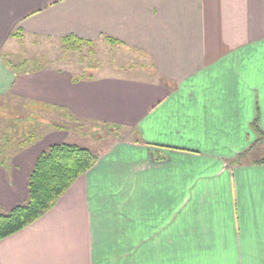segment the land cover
<instances>
[{
	"label": "crops",
	"instance_id": "crops-1",
	"mask_svg": "<svg viewBox=\"0 0 264 264\" xmlns=\"http://www.w3.org/2000/svg\"><path fill=\"white\" fill-rule=\"evenodd\" d=\"M71 33L141 48L153 77L11 64L17 39ZM5 96L20 109L0 104L1 211L27 201L43 150L80 144L77 122L116 133L0 239V264H264V0H0Z\"/></svg>",
	"mask_w": 264,
	"mask_h": 264
},
{
	"label": "rangeland",
	"instance_id": "rangeland-1",
	"mask_svg": "<svg viewBox=\"0 0 264 264\" xmlns=\"http://www.w3.org/2000/svg\"><path fill=\"white\" fill-rule=\"evenodd\" d=\"M17 40L20 43H16L17 45H12L13 47L10 48L13 58L11 64L16 63L15 65H17V63L22 62L20 61L21 58L28 57L26 63L27 65L30 64L31 68L37 65H70L75 68L77 77L83 79L91 77L93 74L96 76L105 74L115 76L134 75L141 77L140 79L153 77L151 70L148 69L150 61H148L144 50L134 46L108 43L105 38L93 40L89 46H85L81 51H66L63 49L61 42L52 38L35 36L34 38L24 37V39ZM0 100V104L6 101V104H11L9 105L10 108L14 107L17 111L20 109L17 106L18 104L14 103L16 100L11 96L2 97ZM4 111L1 106L0 116H4ZM34 111L32 108L28 110L31 116H28L29 119H26L25 122L32 125L28 128L37 126L36 120H34L37 109L35 113ZM63 120L64 117L55 113L54 123L61 124ZM68 121L70 120L68 119ZM74 126L73 128L79 132L78 138H75V140L80 142V145L92 148L95 151L103 149L115 137L116 133V131L110 132L109 129L107 130L103 126H94L89 122H77ZM121 130L123 133L126 132L125 129ZM99 137L102 140L98 139Z\"/></svg>",
	"mask_w": 264,
	"mask_h": 264
},
{
	"label": "trees",
	"instance_id": "trees-1",
	"mask_svg": "<svg viewBox=\"0 0 264 264\" xmlns=\"http://www.w3.org/2000/svg\"><path fill=\"white\" fill-rule=\"evenodd\" d=\"M106 39L113 44L120 43L111 36ZM60 42L66 51H81L93 40L71 33L62 37ZM55 125L61 127L63 123ZM34 137L35 134L28 133L26 143ZM98 157L97 151L77 143H54L43 150L28 178L27 201L7 211L0 210V239L27 227L49 211L72 183L96 163ZM157 158L162 157L157 155Z\"/></svg>",
	"mask_w": 264,
	"mask_h": 264
}]
</instances>
